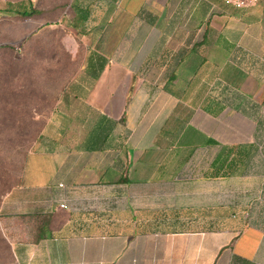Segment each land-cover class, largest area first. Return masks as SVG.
<instances>
[{
  "label": "crops",
  "instance_id": "0c3cea01",
  "mask_svg": "<svg viewBox=\"0 0 264 264\" xmlns=\"http://www.w3.org/2000/svg\"><path fill=\"white\" fill-rule=\"evenodd\" d=\"M38 6L98 50L1 203L15 264H264V0Z\"/></svg>",
  "mask_w": 264,
  "mask_h": 264
},
{
  "label": "rangeland",
  "instance_id": "374dc122",
  "mask_svg": "<svg viewBox=\"0 0 264 264\" xmlns=\"http://www.w3.org/2000/svg\"><path fill=\"white\" fill-rule=\"evenodd\" d=\"M38 5L39 0H0V206L20 184L26 156L36 146L63 85L84 67L85 55L98 50V45L83 43L72 29L14 14ZM208 71L189 77L190 83L207 87L220 83L217 75L212 76L214 70ZM163 79L157 77L156 82ZM200 115L197 106L178 105L173 127L178 131L182 123L196 127ZM0 264H15L1 224Z\"/></svg>",
  "mask_w": 264,
  "mask_h": 264
},
{
  "label": "built area",
  "instance_id": "2783aa9c",
  "mask_svg": "<svg viewBox=\"0 0 264 264\" xmlns=\"http://www.w3.org/2000/svg\"><path fill=\"white\" fill-rule=\"evenodd\" d=\"M220 1L226 5H230L237 9H245V8L256 5L262 0H220ZM60 207L65 208L64 205H60Z\"/></svg>",
  "mask_w": 264,
  "mask_h": 264
},
{
  "label": "trees",
  "instance_id": "16d2710c",
  "mask_svg": "<svg viewBox=\"0 0 264 264\" xmlns=\"http://www.w3.org/2000/svg\"><path fill=\"white\" fill-rule=\"evenodd\" d=\"M14 14L21 18H28L36 15V11L34 9H30L29 11H26L25 8L24 9L21 8L20 10H16Z\"/></svg>",
  "mask_w": 264,
  "mask_h": 264
}]
</instances>
